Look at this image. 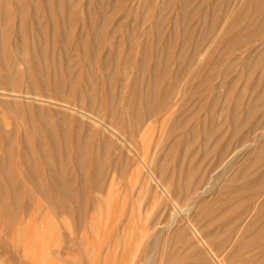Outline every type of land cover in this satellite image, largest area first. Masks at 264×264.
<instances>
[{
	"label": "rangeland",
	"instance_id": "obj_1",
	"mask_svg": "<svg viewBox=\"0 0 264 264\" xmlns=\"http://www.w3.org/2000/svg\"><path fill=\"white\" fill-rule=\"evenodd\" d=\"M40 1L36 0L33 12L40 14V23H50L48 65L55 69H70L71 75L66 72L68 82L59 92H53L52 87V91L48 89L47 102L34 98L45 95L46 90L41 85H35L36 88L27 85L25 79L21 89L39 93H31L29 97L18 96L17 99L10 95L2 96L3 100L14 104L2 115L10 127L20 129L13 131L30 140L31 149L37 150L38 139H50L52 131L59 137L65 131L66 139L70 140L68 175L73 183L77 181L70 185L74 191L79 190L72 198L81 200L77 201L81 204L78 206L69 199L68 214L50 210L52 241L63 240L64 244H61L67 247L58 253L59 256L53 250V244L51 251L40 247L36 250V244L42 241L35 242L29 252L33 253L29 255L24 252L23 239L18 240V235L12 232L4 235L6 233L0 229L2 239L8 238L3 240L8 247L0 245V264H167L169 254H193L192 250L199 247L196 230L202 228V231L210 222L204 213L208 209L220 212L221 200L231 196L232 189L243 183L233 176L239 174L240 165L249 159L250 154L258 150L260 140L264 141L263 126L249 134L248 143H253L250 150H241L244 153L235 159L234 165L225 167L223 163L214 164L223 143L208 153L213 143L205 144L203 137V131L212 128L220 130L221 136L226 137L228 130H236L237 123L248 132L253 124L250 122L262 118L260 113L259 117L251 116L253 119L250 117L244 123L245 105L254 95L251 80L261 73L264 75V22L260 24L264 21V8L260 11L256 5L264 0H51L52 7ZM255 5L261 15L255 10ZM7 8L9 10L10 5ZM258 29H262L260 34L256 31ZM252 32L258 36L254 34L252 38ZM31 33L28 22L26 39H30ZM10 40L9 47L15 48L16 36L13 33ZM14 55L17 57L18 54L14 52ZM118 55L119 62L115 60ZM144 61L146 69L142 70L139 64H145ZM254 62L257 63L253 67ZM28 67L38 79L37 66L30 54ZM228 79L234 83L230 90L224 82ZM132 92L136 94L134 97ZM225 93L232 96L230 101ZM240 94H244L242 96L246 99L239 103L243 106L241 110L238 104L235 106L236 96L241 97ZM150 98L158 108L159 105L161 107L155 108L148 122L145 119L143 129L140 126V133L137 131L138 135L133 138L129 127L133 123L130 106L136 105L137 114H145L144 105ZM166 98L168 101L164 103ZM226 109L231 111V115L233 113L232 119H228L230 116ZM261 136L263 139L258 142ZM238 137L233 136L230 142L232 151ZM130 139L131 143L136 142V146L130 144ZM86 142L91 160L105 154L109 158L100 182L97 180L101 184L104 179L103 188L99 191H95V185L101 186L94 183L96 180L89 179L85 186L82 185L79 168L73 164L79 157V146ZM106 144L110 150L108 147L104 149ZM38 168L41 178H49L46 164L41 163ZM93 168L92 162L86 166L89 174L92 172L91 176ZM200 180L202 188L192 192L191 186ZM187 191L191 192L190 197H185ZM41 198L39 195L36 199ZM187 203H192L190 211ZM248 204L247 201L244 206ZM235 205L238 204L233 202L231 207ZM77 209L83 211L78 214ZM76 225H79L76 230L81 229L78 231L81 233L76 231L75 234ZM59 233L61 237L58 240ZM80 240H83V245L79 244ZM88 243L101 247L95 258L85 252Z\"/></svg>",
	"mask_w": 264,
	"mask_h": 264
},
{
	"label": "bare ground",
	"instance_id": "obj_2",
	"mask_svg": "<svg viewBox=\"0 0 264 264\" xmlns=\"http://www.w3.org/2000/svg\"><path fill=\"white\" fill-rule=\"evenodd\" d=\"M41 1L44 2L46 4V6L52 7L53 2H51V0H41ZM35 2H36V0H0V229L2 230L3 233L4 232L6 233L4 235L8 236V234H10L12 232V234L16 233L18 235L17 236L18 240L23 239L24 243H22V244H23L24 252H26L29 255L33 253V252L32 253H29V252H31V250L33 249L32 246H35L34 244L36 241H42V243L36 244V247H35L36 250L37 249L39 250V247H40V248H45V250L51 251L52 250L51 244H53V247H54L53 250L55 249V251H57L56 253L58 255V253L61 254V251H63V249H65L67 247L64 248V246L61 244L63 242V240H62V242H61V240L60 241H56V240L52 241V237L50 235V231H51L50 212H52V211L55 212V210H56V211H59L61 214L63 212H65V213L67 212V214H68V212H69L68 200L70 199V201H71V200L75 199V197L74 198H72V197L74 196L75 192L77 193L79 191V190L77 191L76 189L74 191V189H72L70 184H72L74 181L72 182V180L69 178L70 175H68L67 165L71 161L70 160L71 158H69L70 140H67L68 138H67L65 131L63 132L62 136H60V137L55 135L54 131H52V135H51L50 139H43V138L38 139L37 140V146H36L37 150L31 149V146L29 143L30 140H28V139L25 140L24 138H22L18 131H13V130H20V129L19 128L13 129L12 127H10L9 122H7V120H5V118L2 115L3 113H5L6 108H9L12 105H14V104L8 103V101H6V100H3L4 98H2V96H9L10 95V96H13L14 98L16 97V99H17L18 96L29 97L31 93H39V92L29 91V90H24V89L22 90L21 86H22V83L24 82L25 79L27 81V85H32V87H34V88H36L35 85H37V86L41 85V88L46 90L44 92V93H46L45 95H41L42 97L40 95L34 96V98L39 100V101H46L47 102V101H49V99L46 98L47 92L49 90L52 91V88L54 89L53 92H59L60 89L65 86V82L66 83L68 82L66 72L71 75L70 69H65L63 67L60 69H55V68H51V66L48 65V62H47L48 59H46L47 58L46 55H47V52L49 49L47 47L48 46V37H47L48 35L47 34H48L50 23H45V24L40 23V18H39L40 14L38 12H35V13L33 12V9L35 8V6L37 4V3L35 4ZM8 5H10L9 10H8V8L6 9V7ZM73 5H75V4L73 3ZM256 5H258V9L259 10L261 9L260 11H262V9L264 8V1L263 2L258 1V3ZM256 5H255V10L257 9ZM72 8L74 9V7H72ZM10 9H12V10L10 11ZM50 10H51V8H50ZM259 10H256L257 13L258 12L260 13ZM263 14H264V12H263ZM260 15H261V13H260ZM146 16H147V14H146ZM244 18H246V17H244ZM247 19H249V18H247ZM262 19H264V18H262ZM70 21H71V19H70ZM108 21H109V19H108ZM28 22H29V26H30V31H32L30 39H26V35H25ZM263 22L264 21H262V23L260 22V24H263ZM71 23H73V22L71 21ZM55 25H56V23L54 24V26ZM69 25L72 26L71 24H69ZM260 26H262V25H259V27ZM55 27L58 30V25H56ZM101 27L102 26H100V28ZM261 30L262 29H258L256 31L258 34H260L259 32ZM256 31H255V33H256ZM12 33L16 36V40L14 41L15 42V48L9 47L10 42L8 40H10V38L12 37ZM255 33L252 32L251 37L254 36ZM246 34L247 33H245V36H246ZM258 34H255V35L258 36ZM71 35L72 34H70V36ZM247 37L248 36H246L245 41H247V39H248ZM249 39H251V38L249 37ZM37 42H38L39 46H37ZM246 44H248V43L246 42ZM75 46H76V44H75ZM98 47H100V46H98ZM12 50H14V52L16 54H18L17 57H15L14 52ZM96 51H97V48H96ZM185 53H186V51H185ZM29 54L32 56V59L34 58L35 64L37 66L36 74L39 75L38 79L34 77L33 72L31 71V69H29V67L27 69ZM241 55H242V53H241ZM111 57H112V55L110 56V58ZM114 57H113V59H114ZM116 57H115V60L117 59L116 61L119 62V55H118V58H116ZM141 59H143V58H141ZM36 61H37V63H36ZM256 63L255 62L253 63L254 64L253 67L255 66ZM21 65H24L25 68L21 67ZM249 67H248V69H249ZM139 68L142 70H145L146 69V62H145V64L144 63L142 64V62H141V65L139 64ZM255 69H256V67H255ZM262 69H263V73H264V66L262 67ZM53 71L55 74L54 77H53ZM246 71H247V69H246ZM263 76L264 75L261 73V76L252 78V80H251L252 84L250 87L252 90H254V95L251 97L252 99L251 100L249 99L250 101L248 103H246L247 105H245L246 107L244 108V114H245L246 120L244 121V123H247L252 118L251 116L254 117V115L255 116L258 115V117H259L262 114L261 115L262 118L259 117L256 120H253L254 122H250L253 124L251 125V128H250V130H248V132H246V130H244V129L242 130V128H241L242 125L240 126L239 123H237L235 125V128L237 127L236 130H228L229 132L227 131V134H228V135H226L227 138L225 136L224 137L221 136V132H219L220 130H214L212 128L211 130L203 131V133H204L203 137L205 139V141H204L205 144H207L209 142L213 143V148H211L212 150L211 149L208 150V153H212V151L215 150V148L217 146H219V144L223 143L221 145V149L219 150V156L214 161L215 166H216V164L218 165L220 163L225 164L224 165L225 167H228L232 163L234 165L235 159L239 158L244 153V152H241V150L249 149L253 145L252 141H251L252 145L248 143L249 134L257 132L258 128H262L264 126V103H262V97L264 96ZM71 80H74V79L71 78ZM224 82H226L228 90H230V88H233L232 86L234 85V83L232 80L231 81L226 80ZM211 86H212V84H211ZM223 86H225V85H223ZM257 90H259V93ZM16 91H18V92H16ZM134 92H132L133 97H134V95H136V94H134ZM132 93H131V95H132ZM225 94L227 95V93H225ZM242 95H244V94H240L241 97L237 98V96H236V99L234 98L236 100L235 106H237V104H238L239 110H241V108L243 107V106L241 107L240 104H242L243 100H246V99H244V96H242ZM155 96H156V94H155ZM230 97H232V96H230V94H228L226 96V99H228V101H230L229 100V99H231ZM148 100H147L146 104L143 103V104H145L144 106H146V107H144V109L146 108L145 114L144 113L142 115L137 114V112L135 110L136 105L134 106V104L133 105L131 104L132 106H130L132 108L130 109L129 112H131L130 117L131 116L133 117L131 119V121L133 123L129 127H131L130 134L133 138H134L135 134L138 135V132L141 131V127L145 123V119H146V122H148V119L150 117H153L152 113H155V112H153L155 110V108L156 107L158 108V106L155 105L156 103H154L153 100H151V98ZM166 100L168 101V99L166 98L165 101L163 100V102L166 103L167 102ZM135 101H137V100H135ZM15 102H17V101H15ZM163 102H161V104H164ZM15 104H16L15 106H17V103H15ZM141 104H142V102H141ZM63 105H65V104H63ZM164 105H162V106H164ZM213 106H211V107H213ZM160 107H161V105H159V108ZM227 107H228V105H227ZM216 109H217V107H216ZM229 109H226L227 112L229 111L228 114H229L230 118H228V119H232L231 117L233 116V113L231 115V111ZM233 109H235L234 106H233ZM141 112H139V113L141 114ZM195 113H197V112H195ZM240 115H242V114H240ZM239 118H242V117H239ZM240 128H241V130H238ZM142 129H143V127H142ZM127 131H129V130H127ZM262 134H263V132H262ZM237 135H239L238 143L235 145V148L232 151V149H230L231 145H232L230 142H231L233 136L236 137ZM262 136L260 138L258 137L257 141L260 139H263ZM131 139H130V144L133 145L134 143H131V141H132ZM223 139H225V142L222 141ZM87 140H88V138H87ZM132 145H131V149H132ZM241 145H242V148L240 149L239 146H241ZM243 145H245V147H243ZM133 146H136V142ZM107 147H108V144H106L104 146V149L107 150ZM108 148L110 150V147H108ZM79 149H80V152H79L80 154H78L79 157L76 161L74 159L75 163H73L75 166H77L79 168L78 169L79 175L77 174L79 176V181L82 182L83 186H85L84 185V184H86L85 182H87L89 179H93L94 181L96 180V182H97V180H99V182H100V179L102 176L101 174L103 173L102 172L103 168H104V166L107 167V165H105V164L109 158H107V156L105 154L103 156L101 155L102 157L97 156L93 160H91L89 155H88L89 148H88L87 142L81 144L79 146ZM197 149H199V147ZM246 151H248V150H246ZM216 154H217V152H216ZM152 157H154V156H152ZM147 161H148V159H147ZM243 161H244V159H243ZM91 162L95 168V169L93 168L94 173L92 176L90 175L92 172L89 174V172L86 169V166L91 164ZM202 162H204V161H202ZM41 163L46 164L49 168V170H48L49 176H47L49 178H47V179L46 178L43 179V178H41V175L40 176L38 175V174H40V173H38V171H39L38 166ZM261 165H264V141L261 142V140H260V145H259L258 150L255 153L250 154L249 159L246 160L245 163H242L240 165L239 174L236 175L237 174L236 173V174H234L236 176H233L236 178L238 177V179H241L243 181V183L235 186L232 189L231 196L224 197L223 200H221L224 207L223 206L221 207V210H219L220 211L219 213H216L215 211H212L209 209L206 211L207 213H204L205 215H207L210 218V222L208 223L207 226H205L203 228L202 231H200L202 228H200V229L196 228L197 229L196 230L197 237H198L197 241H198L199 247L194 248L192 250L194 252L193 254L185 253L184 255H180V256H178V255L174 256V255L169 254L168 260L166 261L167 264H264V167L261 168L260 167ZM37 168H38V170H37ZM210 169H212V168H210ZM48 171H47V173H48ZM90 176H91V178H89ZM101 181H102L101 182V184H102L104 182V179ZM76 182L73 183V185H75ZM96 182H94V183L100 184V183H98V182L96 183ZM202 185H203L202 180L197 182L194 187L190 185L191 188H193L192 192L193 191L197 192L196 190L202 188ZM101 186L95 185V191H97L98 189L100 190V188L102 190L103 186L102 187ZM73 188H75V187H73ZM82 188H84V187H82ZM188 188H189V186H188ZM77 189H78V187H77ZM84 190H86V189H83V191ZM81 192H82V190H81ZM85 193H86V191H85ZM190 193H191L190 191L185 192V197H188L190 195ZM82 194H84V192ZM39 195L42 196V198H43V199L41 198L42 201H41V199L40 200L36 199L37 196H39ZM76 195H78V194H76ZM78 196H80V194ZM78 200H76V201L73 200V201L77 203ZM38 201H40V205H38L39 204ZM79 201H81V200H79ZM244 201H245V203L248 201L249 204L247 206H244V204H245V203L243 204ZM83 202H84V200H83ZM83 202H82V206H83ZM233 202H236V204H238V205L231 207V204H233ZM77 204L79 206L81 203L80 204L77 203ZM191 204L187 203V205H189L187 207L189 209L188 211H190L192 209V207H190ZM52 209H54V210H52ZM73 209H74V207H73ZM50 210H52V211H50ZM79 210H80V208H79ZM79 210L76 213L79 214L81 211H83V209L80 212H79ZM59 216H61V215H59ZM58 218H60V217H58ZM65 218L66 217H64V219ZM77 218L80 219V216H78ZM64 219H62V220H64ZM58 220H57V222H58ZM240 220H243V221H241L240 224L237 223ZM78 222H80V221H78ZM62 223H64V222H62ZM216 224H219V225L215 226ZM62 226H65V225H62ZM77 227L79 228V225H76V228L74 229L75 234L77 231L76 229H78ZM59 230H57V231H59ZM80 230L81 229H79L78 231H80ZM71 231L72 230H70V232ZM2 232H1V234H2ZM63 232L61 231V233H63ZM78 233H81V232H78ZM62 235L65 238V235L64 234H62ZM66 235H67V233H66ZM7 236L4 239H8ZM55 236H58V233ZM60 237L61 236L59 233L58 240L60 239ZM2 238H3V235H2V237L0 235V245L5 244L6 247H8L7 246L8 244H6L4 242L5 240ZM64 238H62V239H64ZM67 238H68V236H67ZM68 240H69V238H68ZM82 241L81 240L79 241L80 245H83L84 242L82 243ZM70 243H71V240H70ZM63 244H64V242H63ZM74 245H76V244H73V246ZM0 247L2 248V246H0ZM6 247H5V249L8 250L9 248H6ZM81 247L83 248V246H81ZM1 250H3V249H1ZM20 250H18V252ZM100 251H101V247L95 243H91V244L88 243L85 247L86 254L88 256H93L94 258H95V256H98ZM51 253H55V252L52 251ZM171 253H173V252H171ZM35 254H36V252H35ZM108 254L109 253L107 252V255ZM149 257H150V254H149ZM51 260L53 261L54 259L52 258ZM51 260H49V261H51ZM148 260H149V258H148ZM62 261H64V259Z\"/></svg>",
	"mask_w": 264,
	"mask_h": 264
}]
</instances>
